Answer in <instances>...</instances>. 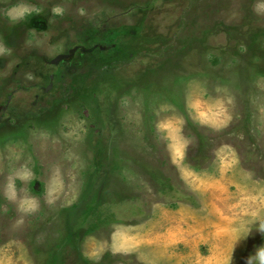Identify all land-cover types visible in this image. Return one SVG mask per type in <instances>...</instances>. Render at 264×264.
Listing matches in <instances>:
<instances>
[{
  "label": "rangeland",
  "instance_id": "374dc122",
  "mask_svg": "<svg viewBox=\"0 0 264 264\" xmlns=\"http://www.w3.org/2000/svg\"><path fill=\"white\" fill-rule=\"evenodd\" d=\"M0 42V264L264 245V0H0Z\"/></svg>",
  "mask_w": 264,
  "mask_h": 264
},
{
  "label": "clouds",
  "instance_id": "9594fccd",
  "mask_svg": "<svg viewBox=\"0 0 264 264\" xmlns=\"http://www.w3.org/2000/svg\"><path fill=\"white\" fill-rule=\"evenodd\" d=\"M34 6L28 4L17 3L8 7L3 12V18L12 25H19L27 22L28 19L34 15H39V11H33ZM63 10L60 6H55L52 9L53 14H62ZM11 55V50L7 45L0 42V58H5ZM253 227L246 229V238L255 228V230L261 234H264V221L255 220L253 221ZM245 264H264V245L257 246L255 252L250 254L245 259Z\"/></svg>",
  "mask_w": 264,
  "mask_h": 264
},
{
  "label": "water",
  "instance_id": "95a60500",
  "mask_svg": "<svg viewBox=\"0 0 264 264\" xmlns=\"http://www.w3.org/2000/svg\"><path fill=\"white\" fill-rule=\"evenodd\" d=\"M78 50L75 49L71 52L70 56H60L58 57L55 61H53V65H58L59 63H61L62 61H67L69 60L72 56H74V54L77 52Z\"/></svg>",
  "mask_w": 264,
  "mask_h": 264
}]
</instances>
